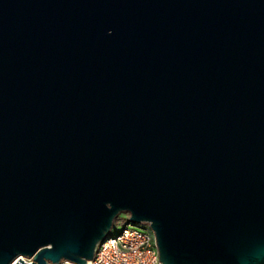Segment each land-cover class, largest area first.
Masks as SVG:
<instances>
[{
    "label": "water",
    "instance_id": "1",
    "mask_svg": "<svg viewBox=\"0 0 264 264\" xmlns=\"http://www.w3.org/2000/svg\"><path fill=\"white\" fill-rule=\"evenodd\" d=\"M120 213L161 264H264V0H0V264Z\"/></svg>",
    "mask_w": 264,
    "mask_h": 264
},
{
    "label": "built area",
    "instance_id": "2",
    "mask_svg": "<svg viewBox=\"0 0 264 264\" xmlns=\"http://www.w3.org/2000/svg\"><path fill=\"white\" fill-rule=\"evenodd\" d=\"M127 219L126 213L115 218L109 235L97 245L93 257L85 264H161L152 229L144 222ZM54 264L80 263L61 259Z\"/></svg>",
    "mask_w": 264,
    "mask_h": 264
},
{
    "label": "rangeland",
    "instance_id": "3",
    "mask_svg": "<svg viewBox=\"0 0 264 264\" xmlns=\"http://www.w3.org/2000/svg\"><path fill=\"white\" fill-rule=\"evenodd\" d=\"M124 214H125V213H120L119 215H120V216H123ZM119 215H118V216H119ZM129 224H130V223H129ZM128 226L130 227V226H132V225H128ZM138 226H139V225H138Z\"/></svg>",
    "mask_w": 264,
    "mask_h": 264
}]
</instances>
